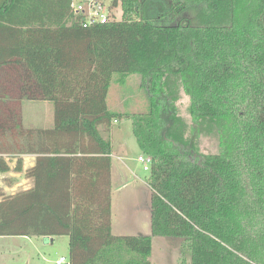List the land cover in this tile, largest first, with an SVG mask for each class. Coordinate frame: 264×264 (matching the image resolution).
<instances>
[{
    "label": "trees",
    "instance_id": "1",
    "mask_svg": "<svg viewBox=\"0 0 264 264\" xmlns=\"http://www.w3.org/2000/svg\"><path fill=\"white\" fill-rule=\"evenodd\" d=\"M121 1L122 21L85 29L70 0H0V173L38 151L106 164L73 177L72 159H42L35 188L0 189V236H66L71 264H152L154 238L186 242L191 264H264V0ZM116 74L140 75L148 94L147 113L127 116L152 158L150 235L112 231ZM23 101L53 103L54 126L26 129ZM206 131L219 153L197 152Z\"/></svg>",
    "mask_w": 264,
    "mask_h": 264
},
{
    "label": "rangeland",
    "instance_id": "2",
    "mask_svg": "<svg viewBox=\"0 0 264 264\" xmlns=\"http://www.w3.org/2000/svg\"><path fill=\"white\" fill-rule=\"evenodd\" d=\"M119 79V74L114 75L108 97L110 111L122 114V117L114 122L111 130L112 145L116 155L113 159L111 176L114 232L123 235H149L151 220L146 210L149 208L148 203L151 198L150 171H145L144 165L138 161V158L144 154L133 133L132 117L127 116L147 113L149 99L140 75H129L123 83ZM181 94L176 107L178 114L187 124L185 132H188L187 137H189L190 101L185 94ZM22 110V114L27 117L33 118V114H37L34 108L27 107ZM43 113L48 116L49 111L44 109ZM196 149L199 154L219 153L218 134L207 131L202 133L196 142ZM12 179L7 177L2 182L4 187L1 191L6 195H15L24 191L23 188L12 186ZM131 203L135 204L134 208ZM188 254V244L182 240L153 239L152 264H191ZM61 257H70L68 237H56L54 242L43 237L33 238L31 264H55Z\"/></svg>",
    "mask_w": 264,
    "mask_h": 264
},
{
    "label": "crops",
    "instance_id": "3",
    "mask_svg": "<svg viewBox=\"0 0 264 264\" xmlns=\"http://www.w3.org/2000/svg\"><path fill=\"white\" fill-rule=\"evenodd\" d=\"M34 108L36 109L37 114H33L34 117H27V115L24 116V125L26 129H33V130H39V129H50L54 126V105L52 106L51 102L47 101H23L22 103V109L24 108ZM47 109L49 111L48 116L43 113V110ZM110 109V108H109ZM41 110V111H37ZM31 141L35 142V148H38L40 146V139L42 136L39 134H36V131L34 134L30 135ZM61 140H70L73 139L72 136H65L62 135L60 137ZM26 140V148H28V143ZM63 157V158H69L72 159L71 163V172L73 173V177H77V174H80L78 172H83L81 170H85V172H89V168H92L95 170L96 168L100 172L102 170V166H106L105 162L100 160L101 155H82L80 153L73 154L71 153H58L56 155L49 154V153H41V151L34 152L32 154H25V155H11L8 158V162L11 166V170L8 173H0V189L3 186V180L7 177L13 178L12 182L15 188H23L24 191L31 190L36 187V179L34 176L27 175V172L31 169H34L36 165L40 164L41 160L44 158H51V157ZM109 158L111 159V176L113 171V159L116 158L113 145H112V153L110 154ZM99 159V160H96ZM21 160L23 165V170L17 169L18 161ZM90 161H92V164H90ZM38 169V171H39ZM79 187V185H78ZM150 201V200H149ZM139 204V203H138ZM150 203H148L149 206ZM130 205H133L132 207H135V204L131 203ZM131 207V208H132ZM146 210V209H145ZM148 212L150 220V208L146 210ZM114 225H113V218H112V231L114 235H123L121 233L114 232ZM151 234V233H150ZM149 234V235H150ZM137 235V234H136ZM145 235V234H144ZM51 239L52 242L55 241V238H48ZM4 246V247H3ZM32 248H33V238L27 237V236H0V264H31L32 260Z\"/></svg>",
    "mask_w": 264,
    "mask_h": 264
},
{
    "label": "built area",
    "instance_id": "4",
    "mask_svg": "<svg viewBox=\"0 0 264 264\" xmlns=\"http://www.w3.org/2000/svg\"><path fill=\"white\" fill-rule=\"evenodd\" d=\"M70 10L85 29L109 25L123 20L121 0H70ZM144 170L150 169L152 158L144 155L138 158ZM55 264H71L66 257L59 258Z\"/></svg>",
    "mask_w": 264,
    "mask_h": 264
}]
</instances>
